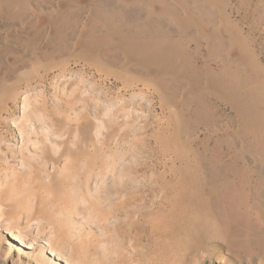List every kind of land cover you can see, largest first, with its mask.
I'll return each mask as SVG.
<instances>
[{
    "label": "rangeland",
    "instance_id": "rangeland-1",
    "mask_svg": "<svg viewBox=\"0 0 264 264\" xmlns=\"http://www.w3.org/2000/svg\"><path fill=\"white\" fill-rule=\"evenodd\" d=\"M0 264H264V0H0Z\"/></svg>",
    "mask_w": 264,
    "mask_h": 264
}]
</instances>
